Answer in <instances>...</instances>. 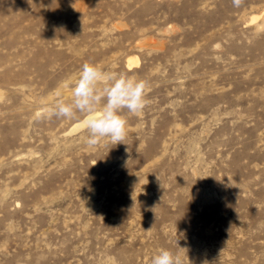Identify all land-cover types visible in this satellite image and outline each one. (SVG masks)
Masks as SVG:
<instances>
[{"label":"rangeland","instance_id":"374dc122","mask_svg":"<svg viewBox=\"0 0 264 264\" xmlns=\"http://www.w3.org/2000/svg\"><path fill=\"white\" fill-rule=\"evenodd\" d=\"M84 63L148 84L121 144L47 115ZM162 248L264 264V0H0V264Z\"/></svg>","mask_w":264,"mask_h":264},{"label":"clouds","instance_id":"9594fccd","mask_svg":"<svg viewBox=\"0 0 264 264\" xmlns=\"http://www.w3.org/2000/svg\"><path fill=\"white\" fill-rule=\"evenodd\" d=\"M238 3L239 0H233ZM71 87V99L59 100L47 115L68 121L83 119L85 144L94 147L102 140L117 145L127 137L125 113L140 114L148 105V84L124 73L108 72L92 63H84ZM150 264H178L169 249H160Z\"/></svg>","mask_w":264,"mask_h":264},{"label":"bare ground","instance_id":"6f19581e","mask_svg":"<svg viewBox=\"0 0 264 264\" xmlns=\"http://www.w3.org/2000/svg\"><path fill=\"white\" fill-rule=\"evenodd\" d=\"M137 60L136 59H130L129 60V66H132L133 64L137 63L138 62ZM82 127H83V122H80V123L76 124L74 129L76 130V129H79V128H82Z\"/></svg>","mask_w":264,"mask_h":264}]
</instances>
